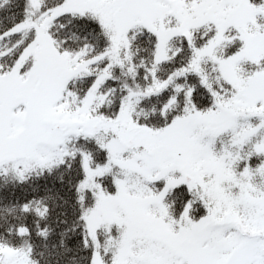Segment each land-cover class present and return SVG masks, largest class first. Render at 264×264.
I'll return each mask as SVG.
<instances>
[{"label":"snow or ice","instance_id":"snow-or-ice-1","mask_svg":"<svg viewBox=\"0 0 264 264\" xmlns=\"http://www.w3.org/2000/svg\"><path fill=\"white\" fill-rule=\"evenodd\" d=\"M0 264H264V0H0Z\"/></svg>","mask_w":264,"mask_h":264}]
</instances>
